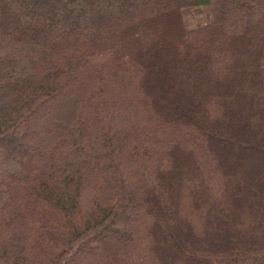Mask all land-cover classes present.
<instances>
[{
	"label": "trees",
	"instance_id": "obj_1",
	"mask_svg": "<svg viewBox=\"0 0 264 264\" xmlns=\"http://www.w3.org/2000/svg\"><path fill=\"white\" fill-rule=\"evenodd\" d=\"M0 264H264V0H0Z\"/></svg>",
	"mask_w": 264,
	"mask_h": 264
},
{
	"label": "rangeland",
	"instance_id": "obj_2",
	"mask_svg": "<svg viewBox=\"0 0 264 264\" xmlns=\"http://www.w3.org/2000/svg\"><path fill=\"white\" fill-rule=\"evenodd\" d=\"M182 14H183V22L188 28L203 26L210 20L208 9H205L204 12L202 10L199 13L193 8H185L183 9ZM103 202H107V200Z\"/></svg>",
	"mask_w": 264,
	"mask_h": 264
},
{
	"label": "bare ground",
	"instance_id": "obj_3",
	"mask_svg": "<svg viewBox=\"0 0 264 264\" xmlns=\"http://www.w3.org/2000/svg\"><path fill=\"white\" fill-rule=\"evenodd\" d=\"M77 109H78V108H77ZM77 111H78V110H77ZM73 112H74V111H73ZM70 113H71V112H70ZM74 114H75V112H74ZM76 114H77V113H76ZM77 115H78V114H77ZM77 115H76V116H77ZM67 118H68V117H67ZM72 120H73V118L71 119V122H72ZM69 124H70V123H69ZM66 127H67V126H66ZM69 127H70V125H69ZM69 127H68V128H69ZM68 128H66V129H68ZM63 130L65 131V128H64ZM60 132H61V130H60ZM62 132H63V131H62ZM58 133H59V132H58ZM51 136H52V135H51ZM89 176H90V175H89Z\"/></svg>",
	"mask_w": 264,
	"mask_h": 264
}]
</instances>
